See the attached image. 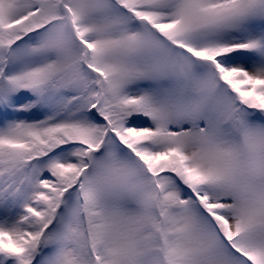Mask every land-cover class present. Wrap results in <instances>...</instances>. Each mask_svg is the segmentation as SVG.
<instances>
[{"label": "snow or ice", "instance_id": "snow-or-ice-1", "mask_svg": "<svg viewBox=\"0 0 264 264\" xmlns=\"http://www.w3.org/2000/svg\"><path fill=\"white\" fill-rule=\"evenodd\" d=\"M0 264H264V0H0Z\"/></svg>", "mask_w": 264, "mask_h": 264}]
</instances>
